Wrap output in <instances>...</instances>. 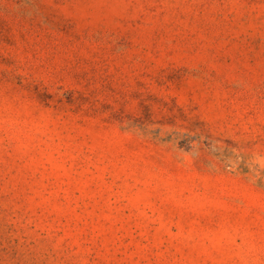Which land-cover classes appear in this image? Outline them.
<instances>
[{
	"label": "rangeland",
	"instance_id": "obj_1",
	"mask_svg": "<svg viewBox=\"0 0 264 264\" xmlns=\"http://www.w3.org/2000/svg\"><path fill=\"white\" fill-rule=\"evenodd\" d=\"M0 264H264V0H0Z\"/></svg>",
	"mask_w": 264,
	"mask_h": 264
}]
</instances>
